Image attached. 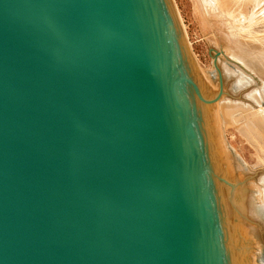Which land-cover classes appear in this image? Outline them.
Wrapping results in <instances>:
<instances>
[{
  "label": "water",
  "instance_id": "water-1",
  "mask_svg": "<svg viewBox=\"0 0 264 264\" xmlns=\"http://www.w3.org/2000/svg\"><path fill=\"white\" fill-rule=\"evenodd\" d=\"M205 71L172 0H0V264H253Z\"/></svg>",
  "mask_w": 264,
  "mask_h": 264
},
{
  "label": "bare ground",
  "instance_id": "bare-ground-1",
  "mask_svg": "<svg viewBox=\"0 0 264 264\" xmlns=\"http://www.w3.org/2000/svg\"><path fill=\"white\" fill-rule=\"evenodd\" d=\"M172 2L187 39L176 4L174 0ZM189 2L203 30L215 37V43H212L210 48L213 51V60L216 56L217 65H220L222 79L228 81L235 77L230 84V92L236 94L251 86V83L256 86L257 90L250 89L243 93L242 98L249 100L258 106L257 108L243 100L227 97H220L214 101L218 136L225 155L230 158L225 148L224 133L228 128H233L253 149L252 155L256 160L253 164L246 165L236 152L233 155L249 173H252L264 168V26L259 22L264 18V0H189ZM217 40L221 41L220 46L216 43ZM191 55L210 89H217L209 80L207 72L199 68L195 55L192 52ZM227 62L233 64L234 68L231 69ZM250 182L256 191L255 210L264 224V173L257 177L258 184L254 179H250ZM256 245L261 251L259 243ZM259 256H261L259 252L252 255L253 264L262 263Z\"/></svg>",
  "mask_w": 264,
  "mask_h": 264
},
{
  "label": "rangeland",
  "instance_id": "rangeland-1",
  "mask_svg": "<svg viewBox=\"0 0 264 264\" xmlns=\"http://www.w3.org/2000/svg\"><path fill=\"white\" fill-rule=\"evenodd\" d=\"M176 9L179 12L181 21L184 25L185 32L187 35V42L189 44L191 52L197 58V64L201 70L207 69L211 71L213 69L214 60L212 58L211 44L215 43V37L212 33H207L203 30V26L200 21L195 17L192 6L189 0H174ZM259 22L264 26V18L260 19ZM211 38V40L209 39ZM221 41L217 40L216 43L220 46ZM228 66L234 68V65L227 62ZM233 65V66H232ZM229 67V68H230ZM206 72V71H205ZM224 143L227 153L230 156L228 148L232 153L236 152L245 162L246 165H251L256 160L253 157V149L245 142V140L237 133L233 128H228L224 133ZM228 148H227V145ZM259 259L264 264V245L259 243Z\"/></svg>",
  "mask_w": 264,
  "mask_h": 264
}]
</instances>
